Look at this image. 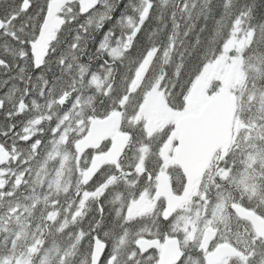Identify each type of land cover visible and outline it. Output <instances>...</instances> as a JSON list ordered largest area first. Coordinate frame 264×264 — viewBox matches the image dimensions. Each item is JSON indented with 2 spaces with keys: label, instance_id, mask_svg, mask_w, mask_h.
<instances>
[{
  "label": "snow or ice",
  "instance_id": "1",
  "mask_svg": "<svg viewBox=\"0 0 264 264\" xmlns=\"http://www.w3.org/2000/svg\"><path fill=\"white\" fill-rule=\"evenodd\" d=\"M0 264H264V0H0Z\"/></svg>",
  "mask_w": 264,
  "mask_h": 264
}]
</instances>
